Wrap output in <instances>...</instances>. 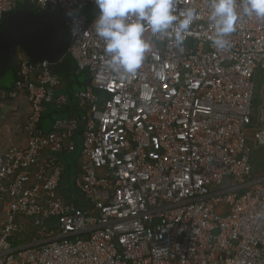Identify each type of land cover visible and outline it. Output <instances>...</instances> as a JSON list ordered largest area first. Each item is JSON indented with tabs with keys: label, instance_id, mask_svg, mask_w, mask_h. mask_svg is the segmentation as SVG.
Wrapping results in <instances>:
<instances>
[{
	"label": "built area",
	"instance_id": "obj_1",
	"mask_svg": "<svg viewBox=\"0 0 264 264\" xmlns=\"http://www.w3.org/2000/svg\"><path fill=\"white\" fill-rule=\"evenodd\" d=\"M25 5L66 15L89 82L76 93L81 116L50 132L47 106L69 99L49 63L19 53L13 87L0 88V102L30 106L26 147L0 157V264H264V20L241 15L218 50L209 0H178V12H198L183 44L174 30L146 31L151 51L122 78L106 68L93 0H0V28ZM78 138L85 205L60 191V156Z\"/></svg>",
	"mask_w": 264,
	"mask_h": 264
},
{
	"label": "clouds",
	"instance_id": "obj_2",
	"mask_svg": "<svg viewBox=\"0 0 264 264\" xmlns=\"http://www.w3.org/2000/svg\"><path fill=\"white\" fill-rule=\"evenodd\" d=\"M97 12L92 23L97 37L103 42L106 68L126 78L141 68L152 44L145 33L169 35L177 47L183 44V34L197 18L195 8L178 12V0H93ZM241 12L236 0H209V22L214 29L213 45L218 50L229 49L227 37L236 30L241 15L264 20V0H242ZM75 30V29H74Z\"/></svg>",
	"mask_w": 264,
	"mask_h": 264
},
{
	"label": "water",
	"instance_id": "obj_3",
	"mask_svg": "<svg viewBox=\"0 0 264 264\" xmlns=\"http://www.w3.org/2000/svg\"><path fill=\"white\" fill-rule=\"evenodd\" d=\"M70 38L65 14L52 12L50 8L38 15L32 6L25 5L6 16L0 28V82L8 75L16 78L17 57L23 53L32 65L47 62L53 74L69 54ZM101 103L107 93L99 92Z\"/></svg>",
	"mask_w": 264,
	"mask_h": 264
},
{
	"label": "crops",
	"instance_id": "obj_4",
	"mask_svg": "<svg viewBox=\"0 0 264 264\" xmlns=\"http://www.w3.org/2000/svg\"><path fill=\"white\" fill-rule=\"evenodd\" d=\"M15 79L8 75L0 82V88L10 90L13 87ZM65 92L59 91L58 95H65ZM66 96V95H65ZM69 102V101H68ZM77 100L75 99V103ZM78 105V102H77ZM50 106H47V110ZM45 113V115H46ZM30 115V106L24 95L17 99L0 102V157L3 156L11 147H26L27 138L22 131V127L27 123ZM45 115L43 117H45ZM54 123L42 120V129L50 132ZM76 149L72 153L60 156L65 167V174L61 186V193L68 202L84 204L80 191L76 186V176L80 172L82 141L78 138L75 141ZM85 205V204H84ZM4 218L0 207V221Z\"/></svg>",
	"mask_w": 264,
	"mask_h": 264
},
{
	"label": "trees",
	"instance_id": "obj_5",
	"mask_svg": "<svg viewBox=\"0 0 264 264\" xmlns=\"http://www.w3.org/2000/svg\"><path fill=\"white\" fill-rule=\"evenodd\" d=\"M57 70L58 76L63 81L60 90L61 92H65L64 94L68 97L69 102L63 109H58L52 104L48 105L50 107L47 110V113L45 112L46 115L44 113L45 117H43V121L47 120V122L54 124L60 119L81 116V110L79 109L77 102L75 103L76 93L85 89L89 82V75L87 73L77 74V66L72 58H66L58 65ZM83 129L84 127L81 126L80 132H82Z\"/></svg>",
	"mask_w": 264,
	"mask_h": 264
},
{
	"label": "rangeland",
	"instance_id": "obj_6",
	"mask_svg": "<svg viewBox=\"0 0 264 264\" xmlns=\"http://www.w3.org/2000/svg\"><path fill=\"white\" fill-rule=\"evenodd\" d=\"M256 153H257V154H260V153H261V151H260V150H257V151H256Z\"/></svg>",
	"mask_w": 264,
	"mask_h": 264
},
{
	"label": "flooded vegetation",
	"instance_id": "obj_7",
	"mask_svg": "<svg viewBox=\"0 0 264 264\" xmlns=\"http://www.w3.org/2000/svg\"><path fill=\"white\" fill-rule=\"evenodd\" d=\"M58 75V74H57Z\"/></svg>",
	"mask_w": 264,
	"mask_h": 264
}]
</instances>
